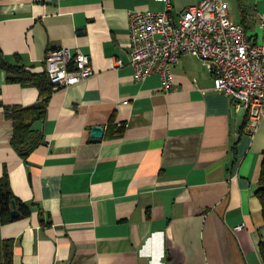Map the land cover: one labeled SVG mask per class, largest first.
Instances as JSON below:
<instances>
[{
  "label": "crops",
  "instance_id": "1",
  "mask_svg": "<svg viewBox=\"0 0 264 264\" xmlns=\"http://www.w3.org/2000/svg\"><path fill=\"white\" fill-rule=\"evenodd\" d=\"M195 0H171L178 21ZM229 17L259 40L264 0H223ZM162 0H0V49L6 61L41 73L49 50L90 56L92 75L54 90L43 141L24 161L0 107V177L31 213L0 225L13 240V264H264V216L257 195L264 117L236 130L234 100L214 89L193 54L136 81L129 63V13L163 10ZM112 58L123 65L113 67ZM35 86L7 81L0 102L26 107ZM111 118L124 123L108 137ZM104 127L91 141V127ZM40 208L42 211H40ZM242 226L237 228V226Z\"/></svg>",
  "mask_w": 264,
  "mask_h": 264
},
{
  "label": "built area",
  "instance_id": "2",
  "mask_svg": "<svg viewBox=\"0 0 264 264\" xmlns=\"http://www.w3.org/2000/svg\"><path fill=\"white\" fill-rule=\"evenodd\" d=\"M163 10L134 9L129 13V63L136 81L159 74L163 89L172 88L171 68L182 54L199 57L212 73L214 89L230 96L245 111V128L254 132L264 117V14L260 15L259 40L248 37L233 21L223 0H195L178 21L170 13L171 0ZM45 71L54 90L67 88L93 74L90 56L62 46L49 50ZM111 65L123 61L112 58ZM242 226H237L241 228Z\"/></svg>",
  "mask_w": 264,
  "mask_h": 264
},
{
  "label": "trees",
  "instance_id": "3",
  "mask_svg": "<svg viewBox=\"0 0 264 264\" xmlns=\"http://www.w3.org/2000/svg\"><path fill=\"white\" fill-rule=\"evenodd\" d=\"M0 68L6 71L7 81L19 83L22 86H35L39 94L38 100L32 105L26 107L4 106L0 102L6 117L11 121L13 131L11 143L17 153L24 161L28 160L30 153L38 147L43 141V134L34 129L33 125L39 120H44L49 97L54 91L53 83L48 78L46 71L36 73L28 70L24 65H13L5 60L0 49ZM125 124H117L114 118L108 123L107 136H120ZM257 195L261 200L262 212L264 216V157L261 164V173L259 179V188ZM16 208L18 215L11 218V211ZM40 211L42 209L40 208ZM31 213V204L22 201L12 191L9 174L4 167L3 174L0 177V225L21 217H26ZM260 252L264 261V240L260 242ZM13 240L4 239L0 236V264H13Z\"/></svg>",
  "mask_w": 264,
  "mask_h": 264
},
{
  "label": "water",
  "instance_id": "4",
  "mask_svg": "<svg viewBox=\"0 0 264 264\" xmlns=\"http://www.w3.org/2000/svg\"><path fill=\"white\" fill-rule=\"evenodd\" d=\"M245 121V111L243 108L239 109L238 115H237V124H236V130L239 131L242 127L243 123ZM91 141L96 142L99 141L103 135H104V127L101 125H94L91 127ZM11 218L18 215V211L14 207V209L11 211Z\"/></svg>",
  "mask_w": 264,
  "mask_h": 264
}]
</instances>
